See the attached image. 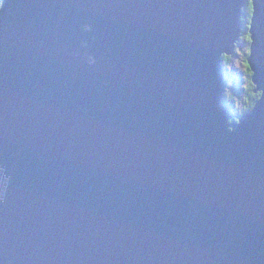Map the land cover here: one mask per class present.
Listing matches in <instances>:
<instances>
[{
	"label": "water",
	"instance_id": "water-1",
	"mask_svg": "<svg viewBox=\"0 0 264 264\" xmlns=\"http://www.w3.org/2000/svg\"><path fill=\"white\" fill-rule=\"evenodd\" d=\"M0 264H264V0H5Z\"/></svg>",
	"mask_w": 264,
	"mask_h": 264
},
{
	"label": "rangeland",
	"instance_id": "rangeland-1",
	"mask_svg": "<svg viewBox=\"0 0 264 264\" xmlns=\"http://www.w3.org/2000/svg\"><path fill=\"white\" fill-rule=\"evenodd\" d=\"M249 54V44L243 38L237 48V53L231 56L230 65L225 64L226 72L230 75L227 82L226 98L235 96V113L243 114L245 104V94L250 87L251 80L247 71V55Z\"/></svg>",
	"mask_w": 264,
	"mask_h": 264
},
{
	"label": "trees",
	"instance_id": "trees-1",
	"mask_svg": "<svg viewBox=\"0 0 264 264\" xmlns=\"http://www.w3.org/2000/svg\"><path fill=\"white\" fill-rule=\"evenodd\" d=\"M5 0H0V10L2 8V4ZM249 9H245L247 12H246V17L244 18V21H245V25H244V31H243V35L242 37H244L245 39L248 40V44H250V36H249V33H248V28H249V24H250V21H251V16H252V4L249 3ZM248 7V6H247ZM248 56V55H247ZM224 62L226 65H230V62H231V57H225L224 59ZM247 71H248V76L251 80V83H250V87L249 89L247 90L246 94H245V104H244V112L243 114H238L235 113V108H236V100H235V95L234 97H230L228 99H225L224 101V104L226 106H229L233 112H234V115H235V120H239L240 118H242V116H244L245 114L251 112L253 110V108L255 107V105L257 104V102L259 101L260 99V94L259 93H255V86L253 85L252 83V73L249 69V67L247 66ZM230 78V75L226 72V81Z\"/></svg>",
	"mask_w": 264,
	"mask_h": 264
},
{
	"label": "clouds",
	"instance_id": "clouds-1",
	"mask_svg": "<svg viewBox=\"0 0 264 264\" xmlns=\"http://www.w3.org/2000/svg\"><path fill=\"white\" fill-rule=\"evenodd\" d=\"M249 4V3H248ZM3 5V4H2ZM247 8V7H246ZM246 11V10H245ZM247 12V11H246ZM246 12H245V14H244V18L246 17ZM244 25H245V21H244ZM250 25V24H249ZM249 29V28H248ZM243 35V34H242ZM244 37H242V39H243ZM245 39V38H244ZM246 40V39H245ZM247 43H248V41H247ZM240 45V44H239ZM238 45V46H239Z\"/></svg>",
	"mask_w": 264,
	"mask_h": 264
},
{
	"label": "flooded vegetation",
	"instance_id": "flooded-vegetation-1",
	"mask_svg": "<svg viewBox=\"0 0 264 264\" xmlns=\"http://www.w3.org/2000/svg\"><path fill=\"white\" fill-rule=\"evenodd\" d=\"M247 10L249 9V5H248V7L246 8ZM248 40L246 39V42H247Z\"/></svg>",
	"mask_w": 264,
	"mask_h": 264
}]
</instances>
